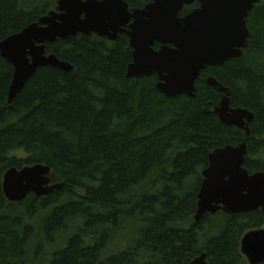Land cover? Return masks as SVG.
Masks as SVG:
<instances>
[{"label": "trees", "instance_id": "1", "mask_svg": "<svg viewBox=\"0 0 264 264\" xmlns=\"http://www.w3.org/2000/svg\"><path fill=\"white\" fill-rule=\"evenodd\" d=\"M124 1L142 8L151 0ZM55 8L56 0H0V40ZM246 26L243 54L206 66L195 97L164 96L156 74L127 77L125 34L48 43L46 53L73 69L38 68L11 103L13 66L0 55V264H188L202 253L208 264H248L240 240L264 227L261 209L194 220L213 150L244 141L243 167L264 172V0ZM209 76L230 90L231 107L253 112L248 134L204 112L223 95ZM37 163L61 187L8 201L4 172Z\"/></svg>", "mask_w": 264, "mask_h": 264}, {"label": "water", "instance_id": "2", "mask_svg": "<svg viewBox=\"0 0 264 264\" xmlns=\"http://www.w3.org/2000/svg\"><path fill=\"white\" fill-rule=\"evenodd\" d=\"M194 1L151 0L142 8H129L124 0H56L55 9L0 40V55L13 66L7 102L13 101L40 67L70 72L73 67L68 62L47 54L45 48L56 39L67 40L77 34L109 40L126 34L132 49L127 77L156 74V89L164 96L195 97V83L206 66H223L247 48L251 32L246 17L259 0H197L198 7L179 14ZM206 84L223 95L218 104L209 102L204 112L248 134L253 112L231 107L230 90L212 76L206 78ZM246 153L243 141L209 154L202 171L195 222L205 213L219 210L236 214L261 209L264 213V172L249 173L243 167ZM49 173L50 167L40 163L7 169L2 176L4 197L21 202L29 194L47 196L61 187L51 184ZM240 251L248 264H264V228L243 234ZM188 264H208L205 253Z\"/></svg>", "mask_w": 264, "mask_h": 264}, {"label": "rangeland", "instance_id": "3", "mask_svg": "<svg viewBox=\"0 0 264 264\" xmlns=\"http://www.w3.org/2000/svg\"><path fill=\"white\" fill-rule=\"evenodd\" d=\"M264 228V227H263ZM125 236H126V238H130L131 236H132V234H131V231H129V230H127L126 232H125ZM115 245H112L110 248H113Z\"/></svg>", "mask_w": 264, "mask_h": 264}, {"label": "flooded vegetation", "instance_id": "4", "mask_svg": "<svg viewBox=\"0 0 264 264\" xmlns=\"http://www.w3.org/2000/svg\"><path fill=\"white\" fill-rule=\"evenodd\" d=\"M122 34H124V33H122ZM126 35V34H125Z\"/></svg>", "mask_w": 264, "mask_h": 264}]
</instances>
